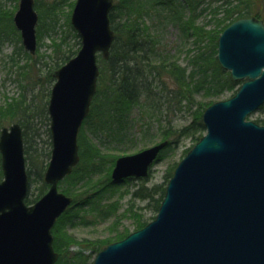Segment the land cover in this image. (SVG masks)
Returning a JSON list of instances; mask_svg holds the SVG:
<instances>
[{
  "label": "water",
  "instance_id": "obj_1",
  "mask_svg": "<svg viewBox=\"0 0 264 264\" xmlns=\"http://www.w3.org/2000/svg\"><path fill=\"white\" fill-rule=\"evenodd\" d=\"M114 0H76L70 23L77 54L54 71L49 101L51 155L43 175L49 188L32 205L23 136L18 123L0 130V264H55L51 228L72 198L58 182L79 162L77 139L96 91L97 54L107 59L115 37ZM34 0H19L13 24L23 48H37ZM217 62L234 81L231 97L202 114L203 136L176 165L155 218L99 251L92 264H264V125L245 119L264 104V23H230L217 39ZM161 141L115 160L111 179L146 178Z\"/></svg>",
  "mask_w": 264,
  "mask_h": 264
},
{
  "label": "trees",
  "instance_id": "obj_2",
  "mask_svg": "<svg viewBox=\"0 0 264 264\" xmlns=\"http://www.w3.org/2000/svg\"><path fill=\"white\" fill-rule=\"evenodd\" d=\"M66 1L35 0V8L39 14L38 40L43 34L56 31L57 15L60 6ZM151 14L153 22L146 23V17ZM206 14L209 16L208 20L199 24V19ZM12 17V11H0V40L12 38L20 43ZM247 17H256L264 22V0H115L109 13L115 38L108 58L98 56L97 88L90 112L83 121L78 136L79 163L72 173L59 183L61 191L72 197L73 202L57 219L51 230L53 248L58 253L55 264H92L89 259L94 251H99L130 233L129 230L118 229L106 238L94 242L78 241L66 233V227L73 226L76 219L81 223L86 222V215H79L80 209L99 211L98 214H101L100 203L103 194L111 192L108 190L112 187L110 173L116 158L120 156L103 153L99 146L90 140L89 135L107 137L110 142L116 144L123 143L127 137L130 115L135 108L140 110V118L145 116L147 119L155 118L161 122V118L154 114L159 112L161 103L154 102L156 93L153 85L158 81L166 86L165 81L168 80L172 86L169 92L166 87L161 86L167 89L166 94L161 96L167 104L164 116L167 119L164 120L163 126L159 125L160 141L168 140V145L160 152L158 160L164 157L165 150L173 144H178L183 138L198 141L205 131L202 122L203 111L220 97L232 96L241 83L232 80L229 72L224 71L217 62L218 36L233 21ZM66 22L77 40V49L74 51L67 48V52L61 49L67 42V34L62 35L58 43L52 40L54 58L50 65L48 64L47 71L39 77V59L22 50L25 63L17 66L21 72L24 71L20 97L0 105V129L13 122H18L22 128L29 188L34 182H41L40 187L36 189L39 193L28 190L25 198L28 205L37 201L46 188L43 173L51 152L47 98L54 82L52 73L73 57L80 47L79 37L71 27L69 18ZM164 23L170 24L178 31V41L181 45H188L185 65L180 64L175 54L160 45L157 35L151 31V26L156 27V24ZM20 49H23L22 45ZM38 84L43 86L39 93L32 92L28 96L26 91L33 90ZM172 105L177 111H184L187 120L174 125L173 120L168 119L169 106ZM258 112L259 116L253 121L264 125V105ZM148 130L146 125L144 131ZM41 134L46 136L42 141L44 146L37 148L36 142L40 140ZM174 168L165 175V185L162 189L158 190V186L149 188L141 185L130 193L131 196L146 201L147 206L153 204V211L156 213ZM94 175L99 177L93 179ZM106 206L111 210L116 209L115 204ZM129 211L131 212L130 209ZM153 218L154 216L151 220ZM146 223L147 219L139 217L134 223L133 231L142 228ZM73 247L78 249L73 250ZM84 249L90 250V254H84Z\"/></svg>",
  "mask_w": 264,
  "mask_h": 264
},
{
  "label": "rangeland",
  "instance_id": "obj_3",
  "mask_svg": "<svg viewBox=\"0 0 264 264\" xmlns=\"http://www.w3.org/2000/svg\"><path fill=\"white\" fill-rule=\"evenodd\" d=\"M74 2L75 0H67L60 6V10L57 15L58 22L57 28L55 29L56 31L54 33H45L41 36V38H39V40L37 39L38 48L34 57L38 58L40 61L37 71L38 77L42 76L45 71H47L49 67L48 64L50 65L51 60L54 58L53 47L51 45L52 40H54L55 43H58L61 36L67 34V42L61 49H64V51L67 52V48H71L75 51L78 47L76 44L77 40L73 37L66 22L67 18L70 20V12L72 11ZM17 7L18 0H0V11H12V14H14ZM208 17V14H206V16L203 15L199 19V24L205 23L208 20ZM153 20L152 14L150 17H146V23L151 24ZM210 26L211 24L208 25V27ZM151 31L157 35V38L160 40V45L162 44L164 48L171 51L170 53H173L178 57L180 64H186L185 52L188 45H181V43H179L178 31L173 26L165 23L163 25L156 24V27L151 26ZM20 46L21 42L18 43L12 38L8 40H0V105L10 101L12 98L18 99L20 97L22 91L20 85L21 83H24V71L21 72L17 66L25 63V57L22 53V50L24 51V49H20ZM11 57L15 59L13 60ZM35 78L37 77H33V79ZM165 82L166 86L158 81H156L153 85L154 92L156 93L154 102L157 101L158 103H161L160 109L158 110L159 112L154 114L161 118V122H158L155 118L147 119L145 116L140 118V110L135 108L130 115L131 121L128 125L127 137L123 143H112L107 137L103 136L95 137L89 135L90 140L95 142L103 153L120 154V156L134 154L159 143V125L163 126L165 123L164 120L167 119L164 117L166 114L167 104L164 100L165 98H162L161 96L166 94L167 89L169 92L170 87H172L168 80ZM161 86H163V88L166 87L167 89H163ZM41 87L43 86L38 84L33 90L29 89L26 93H28V96H30L32 92L39 93V89L41 90ZM42 93H44V90ZM226 97L227 96L220 97L216 101L224 100ZM169 110L168 119L173 120L174 125L182 123L179 121L187 120V114L184 111H177L173 105L169 106ZM259 114L260 113L257 111L249 116V119L254 120L259 116ZM10 124L11 123L5 126H9ZM146 125L149 127L148 131H144ZM142 126L143 131L141 129ZM45 138L46 136L41 134L40 140H37L36 142L38 145L37 148L41 145L44 146L42 141L45 140ZM193 144H195V141H192L189 138H183L178 144L171 145L168 150H165L164 157L162 156L159 160L157 158L150 169L149 176L145 180L142 179L143 181L139 179L118 183L112 182V187L108 189L111 192H105L103 194L104 196L100 203V211H102L101 214H98L99 211H81L80 209L79 215H81V213L86 215V222L81 223L79 222V219H76V223L73 226L69 225L66 227V233L78 241L94 242L106 238L112 231L118 229H126L133 232L134 223L139 217L143 216L144 219L150 221L151 218L155 216L153 204L147 206L146 201L135 199L130 193L141 185H145L149 188L158 186V190L162 189L165 185V175L178 164ZM98 177L99 175H94L93 179ZM40 185V181L34 182L31 184L29 191H34L36 194L39 193V191L36 192V189H38ZM58 189L61 191L60 185H58ZM46 191L47 185L43 190V193H46ZM108 204H115L116 209L111 210L106 206ZM97 210H99V208ZM96 251H94L90 256L89 262H92L95 254L98 252Z\"/></svg>",
  "mask_w": 264,
  "mask_h": 264
},
{
  "label": "flooded vegetation",
  "instance_id": "obj_4",
  "mask_svg": "<svg viewBox=\"0 0 264 264\" xmlns=\"http://www.w3.org/2000/svg\"><path fill=\"white\" fill-rule=\"evenodd\" d=\"M34 8H35V0H34ZM35 10H36V8H35ZM36 12H37V14H38V11L36 10ZM38 20H39V14H38ZM12 22H13V19H12ZM35 54H33V56H34Z\"/></svg>",
  "mask_w": 264,
  "mask_h": 264
}]
</instances>
